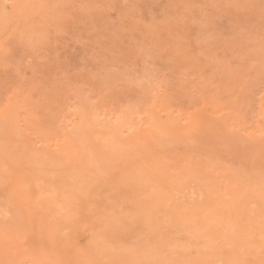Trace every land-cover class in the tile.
<instances>
[{
	"label": "rangeland",
	"instance_id": "obj_1",
	"mask_svg": "<svg viewBox=\"0 0 264 264\" xmlns=\"http://www.w3.org/2000/svg\"><path fill=\"white\" fill-rule=\"evenodd\" d=\"M0 264H264V0H0Z\"/></svg>",
	"mask_w": 264,
	"mask_h": 264
}]
</instances>
